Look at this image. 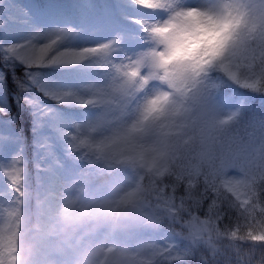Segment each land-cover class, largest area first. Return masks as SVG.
<instances>
[{
	"label": "rangeland",
	"instance_id": "rangeland-1",
	"mask_svg": "<svg viewBox=\"0 0 264 264\" xmlns=\"http://www.w3.org/2000/svg\"><path fill=\"white\" fill-rule=\"evenodd\" d=\"M221 2L222 0H174L178 8H204ZM252 2L258 4L259 0ZM17 4L28 9L31 17H26L21 8L15 7ZM38 4L40 11L36 7ZM71 4L72 0H13L10 11L15 20L6 28H0L1 49L5 45L29 39L35 25L43 26L46 30L73 27L78 34L70 36L60 45L61 48L92 46L121 33V50L116 53V59L119 60L124 54H133L146 47L141 39V26L135 20L158 22L168 15L164 10L144 9L131 0H121L119 9L114 13L85 20L68 7ZM241 60H244L243 56ZM94 61L95 58L91 59L90 68L85 67L83 73L62 82L42 74L40 71L46 67L35 69L38 73L37 80L40 84L47 83L49 89L73 90L84 98L91 97L92 91H82L85 86L99 84L105 87L112 80V76L103 69L92 66ZM53 67L59 70L63 66ZM125 79L122 75L117 76L118 83H123ZM2 81L0 74V105L9 109V103L2 92ZM141 82L134 80L133 86ZM152 91L150 89L144 93L142 99L146 100ZM247 92L230 87L227 94L232 95L233 99L227 107L235 108V102L242 100L251 112L264 114V97L249 92L250 98H247L243 96ZM254 98L263 101L253 103L251 100ZM35 99L50 110L37 132L36 144L38 140L47 137L53 151L60 158V163H39L44 170L42 179L36 186L34 207H31L28 200L25 172L22 183L16 185L10 184L0 174V241L3 237L8 239L12 229H16V225H9L8 220L17 218L18 225L22 226L21 235L25 244L19 251L20 264H147L152 258L162 259L161 245L171 231L166 228L170 226L168 223L161 222L163 218L160 213L171 204L173 195L171 192L159 191L147 198L142 194L140 172L149 171L148 162L155 161L158 166L164 157L175 156L174 159L188 166L187 171L193 172L202 158L211 155L215 158L217 167L222 161L227 162L229 167L225 171L234 175L240 166L251 165L255 168L256 149L260 147L264 137V129L258 122L239 125L230 123L225 125L229 129L227 132L214 131L208 116L209 109L199 100L194 110L195 115L191 117L190 129L185 132L198 142L197 147L190 148L183 135L175 137L168 130L169 125L188 117L180 114L179 110L171 111L175 102L166 105L167 114L157 112L153 119L137 125L143 103L130 102L126 91L106 89L105 95L100 98L101 102L95 103V112L80 115L71 108L68 117H65L64 109L58 104L46 103L41 97ZM248 110L245 115L249 114ZM220 118L223 119L222 116ZM73 123L84 125L81 139L85 143L79 148H72L55 131L61 125L70 130ZM134 125H137L138 130L130 131ZM0 132L10 133L14 137L11 144L0 148V164H7L15 154L23 157L19 136L1 117ZM105 145H113L120 152L116 156L102 158V147ZM184 145L188 147V151L180 148ZM40 155L36 146L37 163ZM124 164L125 167L122 166ZM107 171H117L116 180H108L110 174ZM14 187L16 190H13ZM148 191L149 188L145 192L148 194ZM131 204L142 212L141 223L135 229H128L118 222L120 211ZM112 215H115L113 219ZM32 217L33 223L26 227L24 223ZM74 225L81 228L71 234Z\"/></svg>",
	"mask_w": 264,
	"mask_h": 264
},
{
	"label": "snow or ice",
	"instance_id": "snow-or-ice-1",
	"mask_svg": "<svg viewBox=\"0 0 264 264\" xmlns=\"http://www.w3.org/2000/svg\"><path fill=\"white\" fill-rule=\"evenodd\" d=\"M131 2L144 9L164 10L168 13L163 21H134L141 26L143 33L141 39L146 45L144 50L124 54L122 59L117 60L116 53L121 50L120 45L123 41L121 33L96 45L61 48L60 45L70 36L78 34L77 29L55 27L46 30L43 26L35 25L29 39L3 47L4 61L14 60L24 66V76L15 81L17 88L21 92H29L35 87L44 97L60 104L81 106L101 102L100 98L105 95L106 89L126 91L130 102L143 103L137 125L153 119L157 113H148L152 99L167 97L160 107L161 114H167L166 105L174 102V98L198 99L207 105L209 120L216 132H227L229 129H226L225 125L230 123L239 125L258 122L264 129V114L251 112L242 100L235 102V108L227 107L233 98L225 92V89L235 87L264 97V0H259L258 4L252 0H222L221 3L204 8H178L174 0ZM120 3L121 0H72L68 7L83 17L102 18L117 11ZM0 5H5V0H0ZM12 7L13 0H7V4L0 7V28H6L9 23L14 22L15 17L10 11ZM15 7L21 8L26 17H31L28 9L18 4ZM36 7L38 11L41 10L39 4ZM189 13L211 18L236 16L240 23L233 33L231 43L226 45L224 54L205 65L198 73L185 70L181 77L175 78L168 75V69L160 64L158 55L161 53V45H164L166 50L173 37L160 33L157 29L186 21L189 19ZM90 58H95L92 66L103 69L112 76V80L105 87L99 84L85 86L82 91L93 92V95L87 98L82 97L78 91L45 88L37 80L38 73L33 71L51 66H74ZM120 75L126 78L123 83L117 82V76ZM134 80L142 82L133 86ZM150 89L153 90L152 94L143 100V94ZM20 102L32 108L34 128L38 132L50 110L32 96H21ZM246 110L248 115H245ZM7 113V107L0 105V116L7 117ZM137 125L130 131L138 130ZM83 129L82 123H73L70 130L61 125L56 127L55 131L71 144L72 148H79L85 143L81 139ZM13 141L14 137L10 133L0 132V148ZM36 146L41 153L38 164L45 161L51 164L60 163V158L53 151L47 137L38 140ZM256 153L254 169L251 165L240 166L234 175H229L225 171V168L229 167L227 162L222 161L217 167L215 158L209 155L202 158L201 163L196 164L194 171L187 177L179 178L183 189L179 195V207L174 192L171 204L160 213L163 218L161 222L168 223L172 229L170 236L161 245L160 255L165 264L187 260L194 256L198 249L204 247L214 252L216 241L221 239L235 251L237 264H240L244 249L249 253L255 249L264 252V137ZM24 169V159L19 154L13 155L7 164H0V174L12 185L22 183ZM201 176L203 177V191L199 193L201 200L205 198L211 200L204 219L194 213L193 200L190 196L192 191L201 186L199 181ZM226 217L229 222L224 224ZM180 242H183V247ZM200 264H209V260L202 257Z\"/></svg>",
	"mask_w": 264,
	"mask_h": 264
},
{
	"label": "trees",
	"instance_id": "trees-1",
	"mask_svg": "<svg viewBox=\"0 0 264 264\" xmlns=\"http://www.w3.org/2000/svg\"><path fill=\"white\" fill-rule=\"evenodd\" d=\"M89 17H84L85 20H88ZM4 52L0 47V74L2 78V92L9 103V109L7 113V117L0 116L3 120L8 122L9 126L16 131L17 135L20 138L22 148H23V159H24V172L26 175L27 182V195L28 200L30 201L31 207L36 205L35 196H36V186L39 181L42 179L43 174V166L37 163V156H35V147H36V139H37V130L34 128V116L32 108L20 102L21 96H32L34 98L41 97L45 100L46 103L58 104L60 107L64 109L65 117L69 116L71 108L75 110L76 114L88 113L91 114L95 112L96 105L89 104V106H81L76 104H60L52 99L44 97L43 94L35 87L31 88L29 92H21L16 85V79L22 78L24 76V66L22 64L17 63L14 60L4 61L3 60ZM86 60L81 64L74 66H63L59 70L55 69L53 66L46 67L44 70L40 72L47 76V78L55 77L58 81L62 82L67 80L68 78H73L76 74H81L85 70L84 68H90V61ZM35 71V69L33 70ZM36 72V71H35ZM45 88H49L47 83H42ZM226 93L230 92V88L225 89ZM247 98H250L249 92L243 95ZM180 100H183L182 103H178ZM198 99H188L179 98L174 100L175 104L171 111L179 110L180 114H184L186 119L178 121V123H174L173 125H169L168 130L170 131V135H174L175 137L184 136L188 147H197L198 142L193 137L187 135L189 128V124L191 123V117L195 115V107H197ZM257 101H263V99L254 98L251 100L253 103H257ZM171 114V112H170ZM183 123V124H182ZM149 124V123H148ZM176 146V145H174ZM188 147L184 145V147H180L181 149H185L188 151ZM119 150L113 145H105L102 147V158L109 157L111 155L116 156L119 153ZM175 156L164 157L158 166L154 168H150L149 171L142 170L140 172V190L142 194L147 198L156 194V192L163 191L166 192H175L176 199H179L180 192L183 190L180 183V177H187L192 171H187L186 168L188 166L183 165L178 162V160L174 159ZM182 160V159H181ZM125 167L126 165H122ZM190 167V166H189ZM191 169V167H190ZM117 172V171H116ZM116 172L107 171L106 173L110 174L108 180H116ZM202 177V176H201ZM199 177L200 187L190 193L191 199L193 200L194 213L198 214L200 218L204 219L205 214L209 204L211 203L210 199H203L199 195L200 192L203 191L202 187V178ZM59 185H57L58 187ZM148 191V194L145 192ZM146 197L141 195V198L146 200ZM173 199V198H172ZM197 206V207H196ZM177 207H179V200H177ZM115 215H112L111 219H113ZM34 221V217L28 220L24 225L28 227V225L32 224ZM229 221L227 217L225 218L224 224H227ZM9 225H16V229H12L8 239L5 237L0 241V264H20L21 255L20 252L24 248V242L22 238V226L18 225V219L13 218L8 220ZM170 226H166V228L170 230ZM81 228V226L74 225L70 233H74L76 230ZM213 239L215 240V234H213ZM181 243V247H183V242ZM242 259L240 264H264V252L260 249H255L251 253L248 252L247 249H244L241 253ZM206 258L209 260V264H237V255L235 251L228 246V243L223 239L216 241L215 251L213 252L208 247L200 248L196 252L194 256H191L187 260H181L176 262V264H200L201 258ZM147 264H165L163 259L160 258H152L149 260Z\"/></svg>",
	"mask_w": 264,
	"mask_h": 264
},
{
	"label": "clouds",
	"instance_id": "clouds-1",
	"mask_svg": "<svg viewBox=\"0 0 264 264\" xmlns=\"http://www.w3.org/2000/svg\"><path fill=\"white\" fill-rule=\"evenodd\" d=\"M239 23L236 16L211 18L189 13L188 20L157 29L173 37L166 50L161 45V53L158 54L160 64L168 69V75L175 78L181 77L185 70L198 73L205 65L224 54ZM165 99L167 97L164 96L152 99L148 113L159 112ZM148 166L154 168L155 161H149Z\"/></svg>",
	"mask_w": 264,
	"mask_h": 264
},
{
	"label": "water",
	"instance_id": "water-1",
	"mask_svg": "<svg viewBox=\"0 0 264 264\" xmlns=\"http://www.w3.org/2000/svg\"><path fill=\"white\" fill-rule=\"evenodd\" d=\"M141 220H142V212L135 205H128L124 207L118 215V222L121 225L130 229L139 226Z\"/></svg>",
	"mask_w": 264,
	"mask_h": 264
}]
</instances>
